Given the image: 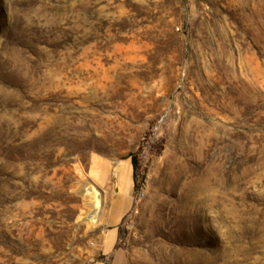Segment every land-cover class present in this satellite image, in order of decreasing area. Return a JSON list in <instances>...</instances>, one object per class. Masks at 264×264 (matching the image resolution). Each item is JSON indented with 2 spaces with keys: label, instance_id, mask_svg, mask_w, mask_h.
<instances>
[{
  "label": "rangeland",
  "instance_id": "1",
  "mask_svg": "<svg viewBox=\"0 0 264 264\" xmlns=\"http://www.w3.org/2000/svg\"><path fill=\"white\" fill-rule=\"evenodd\" d=\"M0 264H264V0H0Z\"/></svg>",
  "mask_w": 264,
  "mask_h": 264
},
{
  "label": "crops",
  "instance_id": "2",
  "mask_svg": "<svg viewBox=\"0 0 264 264\" xmlns=\"http://www.w3.org/2000/svg\"><path fill=\"white\" fill-rule=\"evenodd\" d=\"M90 173L94 181L106 190V224L110 226V242L106 249L115 242L117 226L130 211L133 205L134 190L133 169L130 162L111 164L93 160Z\"/></svg>",
  "mask_w": 264,
  "mask_h": 264
},
{
  "label": "trees",
  "instance_id": "3",
  "mask_svg": "<svg viewBox=\"0 0 264 264\" xmlns=\"http://www.w3.org/2000/svg\"><path fill=\"white\" fill-rule=\"evenodd\" d=\"M131 165H132V169H133V180H134V191L137 190V185L135 182V175H136V168H137V161L135 158H131Z\"/></svg>",
  "mask_w": 264,
  "mask_h": 264
},
{
  "label": "bare ground",
  "instance_id": "4",
  "mask_svg": "<svg viewBox=\"0 0 264 264\" xmlns=\"http://www.w3.org/2000/svg\"><path fill=\"white\" fill-rule=\"evenodd\" d=\"M95 200H96V199H95ZM95 217H96L95 213L89 215V218H90L91 220H95Z\"/></svg>",
  "mask_w": 264,
  "mask_h": 264
},
{
  "label": "built area",
  "instance_id": "5",
  "mask_svg": "<svg viewBox=\"0 0 264 264\" xmlns=\"http://www.w3.org/2000/svg\"><path fill=\"white\" fill-rule=\"evenodd\" d=\"M141 195H142V192H139L138 197H140Z\"/></svg>",
  "mask_w": 264,
  "mask_h": 264
}]
</instances>
